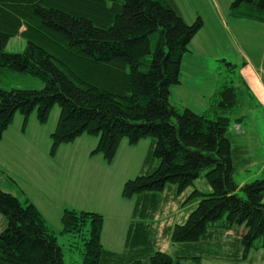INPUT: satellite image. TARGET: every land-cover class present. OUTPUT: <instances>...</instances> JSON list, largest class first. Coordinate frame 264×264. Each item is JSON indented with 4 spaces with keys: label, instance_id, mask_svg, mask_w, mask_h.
<instances>
[{
    "label": "trees",
    "instance_id": "16d2710c",
    "mask_svg": "<svg viewBox=\"0 0 264 264\" xmlns=\"http://www.w3.org/2000/svg\"><path fill=\"white\" fill-rule=\"evenodd\" d=\"M230 10L264 24V0H235ZM202 28L200 18L189 25L174 0H0V69L44 84L42 90L0 88V139L17 113L24 127L33 112L44 125L58 105L51 157L87 135L98 138L92 155L111 165L123 140L133 146L153 140L147 163L156 160L158 166L126 182L122 191L124 199H137L124 252L104 248L102 215L63 211L62 233L84 243L83 264L199 263L189 251L221 233L239 237L228 254L235 264L253 251L264 252V178L240 185L235 180L247 152L235 144L227 117L238 104L237 88H220V110L212 115L171 103L183 57ZM19 34L29 38L24 52L7 53ZM203 177L211 193L195 190L188 201L198 200V206L184 224L170 228L171 244L180 245L175 257L155 251L145 218L160 207L169 187L180 197ZM0 264H65L42 212L1 189Z\"/></svg>",
    "mask_w": 264,
    "mask_h": 264
},
{
    "label": "rangeland",
    "instance_id": "374dc122",
    "mask_svg": "<svg viewBox=\"0 0 264 264\" xmlns=\"http://www.w3.org/2000/svg\"><path fill=\"white\" fill-rule=\"evenodd\" d=\"M174 1L189 25L200 18L203 28L183 57L180 84L171 88V103L181 111L189 109L200 115H212L220 110L215 103L217 91L233 83L237 88L238 104L232 112L227 113V117L232 120L231 134L235 144L247 151L244 155L246 164L239 169L235 180L240 185L263 179L264 24L231 15L230 8L235 0ZM28 39L25 35H17L9 41L6 52L22 54ZM244 63L249 66L243 67ZM0 88L5 91L42 90L44 84L28 74L0 69ZM60 113L61 109L56 105L48 122L41 124L46 130L44 139L40 138L34 144L30 142L28 147V140L21 139L24 117L21 113L16 114L12 125L0 139V189L20 201L24 199L22 190L33 198L41 197V179L55 176L51 184L63 189L57 190L55 203L66 209L102 215L105 220L102 234L104 248L122 253L137 200L124 199L122 191L126 182L150 174L158 166L156 160L147 163L153 140L143 139L134 146L128 140H123L111 165L102 155H92L98 138L87 135L61 146L57 156L51 157V135L57 127ZM242 117L244 125L241 124V130H235L236 119ZM32 124L40 126L37 112L31 114L27 123L29 133L37 131ZM13 173L21 174L25 180L22 181L21 175L19 182L12 180ZM168 189L161 196L160 207L144 221L153 229L155 251L175 257L180 245L171 244L170 228L184 224L198 206V200L188 201L195 190L207 194L211 193V188L203 177L180 197ZM238 195L244 197L241 192ZM44 216L63 250L65 264H83L84 243L80 238L62 233L59 214L45 211ZM238 238L235 233L211 236L197 250L189 251V255L200 258L199 263L185 259L181 264H235L236 261L229 260L228 254L234 249ZM207 250H212V254H208ZM239 264H264V252L253 251L247 261Z\"/></svg>",
    "mask_w": 264,
    "mask_h": 264
},
{
    "label": "crops",
    "instance_id": "0c3cea01",
    "mask_svg": "<svg viewBox=\"0 0 264 264\" xmlns=\"http://www.w3.org/2000/svg\"><path fill=\"white\" fill-rule=\"evenodd\" d=\"M232 67L236 68L235 65H231ZM249 65L244 63L243 67H248ZM218 92V91H217ZM264 92V91H263ZM244 120L238 122L235 124L234 129L235 130H241V124L244 125ZM22 123V120H21ZM34 127H36L37 131H33V132H28L29 126L27 125L26 127H24V121H23V128H22V135H21V139H27V144L26 147H28V145L30 144V142H32V144H34L35 142L39 141L40 138L44 139L45 134H46V130L43 128V126H40L37 124H32ZM31 125V126H32ZM30 126V127H31ZM84 137V136H82ZM82 137H80L79 139H81ZM95 144H97V142H95ZM96 149V148H95ZM60 150V149H59ZM59 152V151H58ZM57 156V155H56ZM1 157V154H0ZM25 162L28 165V162L25 158ZM3 174V173H2ZM21 174L19 173H13L12 176V180L19 182V177ZM22 177V181L25 180L24 177L21 175ZM55 176H45L41 179L40 181V185H41V197H37L35 196L34 198L30 195H26L25 191L22 190L21 194H23V200H21V202H25L26 200H29L30 202L34 203L36 205V207L42 212V214L44 215V212H55L57 214L60 215V218L62 217L63 211L66 209L65 207H62L61 205L55 203L54 199L55 197H57V190H63L61 189L60 186H58L57 188H55V186H53L51 183L54 181Z\"/></svg>",
    "mask_w": 264,
    "mask_h": 264
}]
</instances>
